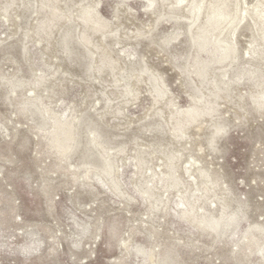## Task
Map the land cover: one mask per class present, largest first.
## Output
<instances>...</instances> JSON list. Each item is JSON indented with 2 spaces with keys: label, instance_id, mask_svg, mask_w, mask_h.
<instances>
[{
  "label": "rangeland",
  "instance_id": "rangeland-1",
  "mask_svg": "<svg viewBox=\"0 0 264 264\" xmlns=\"http://www.w3.org/2000/svg\"><path fill=\"white\" fill-rule=\"evenodd\" d=\"M173 2L152 14L142 0H0V264H264V248L242 241L249 230L264 246V107L252 103L264 92V0H227L243 17L226 32L227 63L210 45L196 51L184 10L155 24ZM83 8L104 25L89 45ZM194 99L212 111L175 138ZM57 122L77 130L64 162L47 136ZM190 205L196 221L239 217L209 233L181 219Z\"/></svg>",
  "mask_w": 264,
  "mask_h": 264
},
{
  "label": "bare ground",
  "instance_id": "bare-ground-1",
  "mask_svg": "<svg viewBox=\"0 0 264 264\" xmlns=\"http://www.w3.org/2000/svg\"><path fill=\"white\" fill-rule=\"evenodd\" d=\"M127 1V0H120ZM144 2V10L149 11L154 14V11L157 9L158 4L157 0H142ZM161 4L164 5L167 0H160ZM98 4L94 5L92 11L95 12ZM95 8V9H94ZM53 9V8H52ZM167 9L172 12V16L164 18V16L156 15L155 16V24L158 21H174V23H178L181 19L175 11L184 10L186 12L185 18L187 21L188 31L190 32L192 28H195V35L191 36L192 46L196 49V51H206L208 45L212 47L209 53L214 56V53L217 52L219 58L217 60L218 63H227L230 58L234 56L233 47L227 42L228 37H226V32L233 33L237 27L238 22L243 21V17L238 18V22L234 15L228 13V3L227 0H174L171 5H167ZM84 9L81 11L80 21L82 26V30L80 31L78 41L83 45H89L91 43V38L93 35L102 32L104 29V25L99 22V18H97L96 14L90 13ZM52 17L46 19L39 23V29L46 33L47 30L51 27L53 21L57 17L55 13H50ZM245 15V12L243 13ZM161 16V17H160ZM256 25L263 23L264 24V5L262 11L256 13L254 15ZM92 22L93 25H89ZM237 22V23H236ZM180 34L179 29H175L172 31L171 40H175L178 38ZM69 36H66V39ZM104 38V37H102ZM168 38V39H169ZM231 39V38H230ZM232 40V39H231ZM210 55V56H211ZM106 53L104 49H101V57L105 58ZM220 61V62H219ZM206 65L199 71V75L203 78L206 71ZM208 67V66H207ZM157 94H160L159 90H156ZM35 98L32 97V104H35ZM194 107H191L189 110L185 111V117L181 118L182 115H177V126L173 131V136L175 138L179 137V134L182 132L184 126L189 125L197 118L202 115H209L211 111H203V109L197 108L195 105L197 104H213V101H195L193 100ZM256 107L261 108L264 107V92L257 96L252 102ZM211 109V108H210ZM181 121V122H180ZM183 122V124H182ZM52 128V127H51ZM224 131L223 126H215L209 145L212 146L214 139L218 137ZM47 136L49 137V145L54 150L55 154L59 157L60 161H66L70 154H72L76 148L78 136L76 125L66 124V123H55L52 130L47 132ZM92 140L90 143L94 149H100L101 141L99 140L97 135H92ZM172 163L168 164L167 167L172 168ZM114 164L111 157L106 158L104 163L99 167L101 169L102 175H110L113 170ZM85 179L88 178V174L91 173L92 167L91 165H83ZM169 179V178H168ZM111 189L113 191L118 190L117 182H111ZM118 192V191H117ZM145 198L148 199V194L144 192ZM193 207L190 205L189 209L183 210L181 212V219L185 220L187 223L192 225H196L200 230L207 231L209 233L214 234H225L228 232L229 227L236 223L238 220V213L235 212L233 214H227L226 216L221 214L217 219L207 218L202 221H196L193 216ZM189 224V225H190ZM262 235V234H261ZM242 241L246 246L251 248V246L256 247L257 249L264 248L262 244L259 243V239L256 235L252 234V231L249 230L244 233L242 237ZM264 244V243H263Z\"/></svg>",
  "mask_w": 264,
  "mask_h": 264
}]
</instances>
